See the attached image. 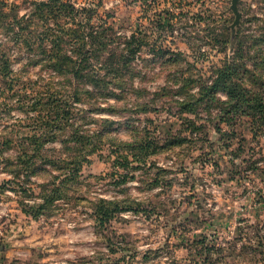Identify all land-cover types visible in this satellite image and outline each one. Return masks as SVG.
Listing matches in <instances>:
<instances>
[{"label": "rangeland", "instance_id": "rangeland-1", "mask_svg": "<svg viewBox=\"0 0 264 264\" xmlns=\"http://www.w3.org/2000/svg\"><path fill=\"white\" fill-rule=\"evenodd\" d=\"M231 4L0 0V264H264V0Z\"/></svg>", "mask_w": 264, "mask_h": 264}, {"label": "trees", "instance_id": "trees-1", "mask_svg": "<svg viewBox=\"0 0 264 264\" xmlns=\"http://www.w3.org/2000/svg\"><path fill=\"white\" fill-rule=\"evenodd\" d=\"M145 34L146 33L142 34L139 37L133 36L132 37V40H129L128 43H127V45L129 47L127 48V50H124V51L125 52H128L130 54L137 52L138 49L144 44V37H146ZM69 59H70V57H69ZM52 66L54 68L58 69V70H61V67H56V63H54V65H52ZM3 67H5V66H3ZM78 70L79 69L76 68L74 71H71L73 73L72 74L73 77H78L79 76ZM230 76H231V74H228L227 73V67H226V69H223V70L219 71L218 76L215 79H213L212 84L210 85V87L213 88V89H216V88H219L221 86L223 88V90L226 91L227 96H228L227 105L228 106H238L239 107V106H241V104L243 102H246L248 99H246L244 97H238L237 96V92L239 91V87H238V85L234 81L230 80V81H228V83L227 82H224L223 83V79L224 78L228 79ZM235 100H236V104L234 103ZM253 105L255 106V103ZM44 116L45 115H42L41 117H44ZM252 116H253V118L251 120V123H256V117H255V115L253 114ZM51 118H55L54 115H51ZM261 118L264 119V114L261 115ZM188 120H189L190 124H192L193 126H196V124L194 123V121L192 119H188ZM225 120L227 121V119H225ZM232 121H233V119L230 118L227 123L224 122V121H223V123L228 124V123H230ZM217 131L220 132L219 134H221V133L222 134H225V132H227V131H225V129H223L221 127L220 124L217 125ZM232 133H234V131ZM243 138H246V135H244ZM221 140H223V137L221 138ZM228 146H229V144H228ZM228 146H225V148H228ZM33 156L34 155H31L29 157L31 158ZM41 206H43V205H41Z\"/></svg>", "mask_w": 264, "mask_h": 264}, {"label": "water", "instance_id": "water-1", "mask_svg": "<svg viewBox=\"0 0 264 264\" xmlns=\"http://www.w3.org/2000/svg\"><path fill=\"white\" fill-rule=\"evenodd\" d=\"M238 1L239 0H232V4H231V8L233 9V11L236 14V22H238L239 18H240V11L238 8Z\"/></svg>", "mask_w": 264, "mask_h": 264}]
</instances>
